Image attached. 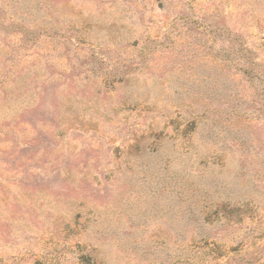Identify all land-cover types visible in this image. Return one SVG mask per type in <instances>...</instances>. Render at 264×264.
<instances>
[{
  "label": "rangeland",
  "instance_id": "374dc122",
  "mask_svg": "<svg viewBox=\"0 0 264 264\" xmlns=\"http://www.w3.org/2000/svg\"><path fill=\"white\" fill-rule=\"evenodd\" d=\"M0 264H264V0H0Z\"/></svg>",
  "mask_w": 264,
  "mask_h": 264
}]
</instances>
